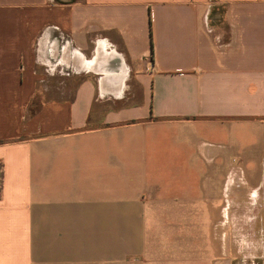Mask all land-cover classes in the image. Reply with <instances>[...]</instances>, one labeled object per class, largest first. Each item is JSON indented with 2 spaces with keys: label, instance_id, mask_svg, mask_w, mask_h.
<instances>
[{
  "label": "crops",
  "instance_id": "0c3cea01",
  "mask_svg": "<svg viewBox=\"0 0 264 264\" xmlns=\"http://www.w3.org/2000/svg\"><path fill=\"white\" fill-rule=\"evenodd\" d=\"M261 202L264 0H0V264H239Z\"/></svg>",
  "mask_w": 264,
  "mask_h": 264
},
{
  "label": "rangeland",
  "instance_id": "374dc122",
  "mask_svg": "<svg viewBox=\"0 0 264 264\" xmlns=\"http://www.w3.org/2000/svg\"><path fill=\"white\" fill-rule=\"evenodd\" d=\"M260 211L258 212V215H260V218H257V225H259V229L262 231L263 234V241H264V203H260ZM242 219L237 218L236 224L241 225ZM242 228V226H239ZM256 227V226H255ZM250 228V227H249ZM234 242V239H232ZM237 249L234 251L235 256L239 259V264H264V249H256V250H245L240 249L236 245ZM247 259L244 261V259Z\"/></svg>",
  "mask_w": 264,
  "mask_h": 264
}]
</instances>
